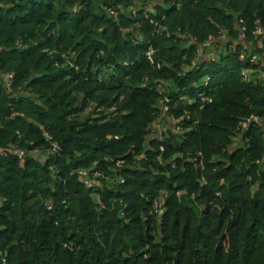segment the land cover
<instances>
[{"label":"trees","instance_id":"obj_1","mask_svg":"<svg viewBox=\"0 0 264 264\" xmlns=\"http://www.w3.org/2000/svg\"><path fill=\"white\" fill-rule=\"evenodd\" d=\"M256 27L264 0H0V264H264V129L229 150L264 120Z\"/></svg>","mask_w":264,"mask_h":264},{"label":"built area","instance_id":"obj_2","mask_svg":"<svg viewBox=\"0 0 264 264\" xmlns=\"http://www.w3.org/2000/svg\"><path fill=\"white\" fill-rule=\"evenodd\" d=\"M151 23H152V21H151ZM220 34H221V37L223 39V31H221ZM252 34L255 37H264V30L261 29L260 27H256ZM211 42H212V40L209 41V43H211ZM137 43L140 44V43H142V41H138ZM248 50L249 49L247 48V45L243 46L242 53L240 54L239 58L242 62H248V63H254L255 64L258 60L257 55L252 53L251 51H248ZM198 53H200V54H199L197 61L192 62V64H191L192 70L197 66V64L213 62L216 58V55H217V52H216L214 47L212 48V54H210V55H203L202 48L199 50ZM153 54H154V51H153L152 47H149V48L147 47V49L145 51V57L147 58V60L149 62H152V55ZM241 77L243 78V80L247 81V72H245V70L242 71ZM12 79H13L12 73H8L5 75V81H6V88L7 89L10 88L11 83H12ZM98 81L101 82V80H99V79H98ZM208 82H209V77H205L202 87L203 88L207 87ZM165 87H167V89L165 90L164 93H161L162 95H160L162 97L161 112H162V115L169 117L171 107H173V109L175 111H178V107L172 105L174 101L168 97V94L172 93L174 95H178V91L176 89L172 90V87H170L169 84L165 85ZM199 89H200L199 87H195V91H198ZM202 96H203V94H198L199 98H201ZM178 100L183 102L184 100L187 101L188 99L185 97H179ZM188 102H190V101H188ZM209 103H211V102L209 101ZM185 115H186V112H185L184 116ZM171 117L175 118L172 115H171ZM175 119H177V118H175ZM181 121H182L181 119L172 120V121L168 120L167 121L170 126L175 127V131H176L175 134H177V135L179 134L178 136L184 135V134H182L183 133V132H181L182 128L179 125V123ZM157 122H158V124L156 126H154V128L152 129V136L154 139L160 138V136H157V135H159L160 128L164 126V123H161L160 120H157ZM257 128L258 129L264 128V120L260 116L251 115L248 118H244V119L240 120L238 122L237 129H236L237 134L234 137L233 144L229 147V150L234 152L240 146L242 147L243 143H244V141H242V139L245 138V135L247 134V132H249L250 130L257 129ZM178 132H181V133H178ZM161 151L163 153L164 149H161ZM58 152H59V148L56 145H52V147L50 149V153L56 154ZM23 154L24 153L22 151H19L18 157L21 158L23 156ZM0 155H2L1 152H0ZM159 160H161V158H159ZM261 164H264V160L256 162V165H258V166ZM123 165H124V161L120 160L116 163L115 167L121 168ZM172 165L174 166L175 164L173 163ZM83 173L88 174V172H83ZM93 175H95L96 179L102 177V175L100 173H97V172H94ZM118 183L124 184L125 179L119 178ZM159 203H160L159 206L164 205V200L162 199ZM121 216H124V213Z\"/></svg>","mask_w":264,"mask_h":264},{"label":"water","instance_id":"obj_3","mask_svg":"<svg viewBox=\"0 0 264 264\" xmlns=\"http://www.w3.org/2000/svg\"><path fill=\"white\" fill-rule=\"evenodd\" d=\"M237 29H238V32H239V36L242 37L243 33H242V29L240 28L239 25H237Z\"/></svg>","mask_w":264,"mask_h":264},{"label":"rangeland","instance_id":"obj_4","mask_svg":"<svg viewBox=\"0 0 264 264\" xmlns=\"http://www.w3.org/2000/svg\"><path fill=\"white\" fill-rule=\"evenodd\" d=\"M204 77H202L201 79H203ZM201 79H200V81H201Z\"/></svg>","mask_w":264,"mask_h":264},{"label":"crops","instance_id":"obj_5","mask_svg":"<svg viewBox=\"0 0 264 264\" xmlns=\"http://www.w3.org/2000/svg\"><path fill=\"white\" fill-rule=\"evenodd\" d=\"M264 129V128H263Z\"/></svg>","mask_w":264,"mask_h":264}]
</instances>
